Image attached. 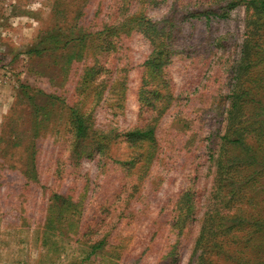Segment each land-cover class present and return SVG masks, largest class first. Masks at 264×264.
Returning a JSON list of instances; mask_svg holds the SVG:
<instances>
[{
    "label": "rangeland",
    "instance_id": "obj_1",
    "mask_svg": "<svg viewBox=\"0 0 264 264\" xmlns=\"http://www.w3.org/2000/svg\"><path fill=\"white\" fill-rule=\"evenodd\" d=\"M116 1L0 0V264H157L167 252L165 244L170 243V247L177 239H170L175 206L180 195L189 190L196 209L176 249L177 264L188 263L216 173L210 158L216 144L209 147V136L222 133L227 110L226 105L219 106L221 95L228 92L227 80L220 84L212 78L206 83L213 73H223L238 57L245 34V8H236L227 19L210 22L184 21L182 10L175 15L172 37L166 38L175 55L163 79L172 96L186 100L196 93V100L184 110L173 105L164 115L157 133L161 155L140 182L138 169L127 165L136 148L123 138L111 145L105 160H84L77 167L70 159L68 126L61 119L65 112L58 104L52 105L50 97L62 98L68 93L71 100H77L73 88L87 62L74 60L63 73L66 59L78 50L75 44L63 51V44L55 49L54 39L46 38L56 29L74 25L79 12L84 11L82 4L88 5L85 11L89 14L82 16L86 22L100 10V3L102 13L110 6L117 13ZM175 1L142 5L141 0L137 7L156 24L165 19ZM193 1L198 0L182 3ZM91 41L95 46L96 39ZM155 46L142 32L123 37L120 50L109 58L108 66L114 80L118 77L116 68L118 72L128 70V74L124 72L129 83L126 101L119 109L103 100L98 103L94 110L96 125L106 128L117 124L121 132H126L149 116L145 112L140 115L138 92L144 63ZM124 73H119L120 78ZM104 95L107 99L106 91ZM214 95L218 96L216 101ZM85 106L92 107L91 98ZM44 114L48 120L40 127L36 117ZM30 154L35 161L29 167L36 177L31 182L26 176ZM59 163L64 170L60 179L55 175ZM131 180L137 183L133 185ZM72 182H76V188ZM71 186L74 200L84 202L85 230L94 234L103 227L110 233V244L97 253L91 254L90 242H78V237L73 238L65 229V237L45 231L51 188L63 191ZM115 201L125 210L114 214L113 219L107 205Z\"/></svg>",
    "mask_w": 264,
    "mask_h": 264
},
{
    "label": "trees",
    "instance_id": "obj_2",
    "mask_svg": "<svg viewBox=\"0 0 264 264\" xmlns=\"http://www.w3.org/2000/svg\"><path fill=\"white\" fill-rule=\"evenodd\" d=\"M139 2L141 0H117V13L110 6L107 12L104 11L106 14L102 13L100 3V10H95L86 22H83L82 16L89 14L85 11L88 5L82 4L84 11L79 12L80 16L77 17L80 18H76L74 25L65 30L56 29L46 38V41L54 39L55 49L63 44V51L69 45L75 44L73 47L78 50L74 56L72 54L71 58L66 59L63 73L73 66L74 60L87 62L83 63L84 68L80 70L73 88L77 100H71L68 93L63 94L62 98L50 96L52 105L58 104L65 112L61 119H65L68 126L70 159L77 167L84 160H105L111 145L123 138L136 148L127 165L136 171L138 169L136 173L141 182L148 175L151 163L161 155V143L157 133L164 115L173 105L178 104L184 110L196 100V93H192L193 98L191 94L186 100L182 96H172L167 82L163 79L165 70L173 62L175 55L171 46L166 43V38L172 37L175 15L182 10L184 21L193 19L210 22L227 19L233 10L244 7L245 34L240 53L225 67L223 73H213L210 81L206 83L208 85L212 78L220 84L227 80L225 85L229 87L228 92L221 95L222 102L219 104L221 108L226 105L227 110L222 133L216 137L214 134L209 136V147L216 144L210 157L216 173L187 264H264V194H259L264 191V0H198L188 4L176 0L169 14L160 22L163 27L160 23H152L146 13L140 11L137 7ZM148 2L156 4L157 0H142L141 4ZM102 15L104 16L100 19ZM96 26H101L99 31L93 30ZM135 31L144 33L156 44L153 53L144 63L138 92L140 115L145 112L149 116L126 132H121L117 124L102 128L96 125L94 117L97 104L103 100L104 104L112 108H122L129 90L126 75L128 70L118 72L116 68L118 77L114 80L113 71L108 66L109 58L120 50L123 37ZM94 39L95 46H91V40ZM119 73H124V76L120 78ZM105 91L108 93L107 99ZM89 98L92 107L87 109L85 105ZM213 99L216 101L218 96L214 95ZM224 112L225 110L222 111ZM36 120L40 127H44L48 120L47 114L37 116ZM30 155L26 176L31 182L36 177L29 167L35 161L34 155ZM56 166L55 175L60 179L64 176V170L60 163ZM133 177L137 179L136 176ZM131 181L133 185L137 183ZM75 183L72 182V186L75 187ZM132 184L130 183V188ZM62 185L61 182L60 187ZM72 186L63 191L56 190V187L51 188L45 231L53 236H64L67 233L64 232L65 229L73 238L78 237V242H90L91 254L97 253L110 244V233L104 232L103 227L94 234L88 229L85 230L84 225L82 226L84 202L82 199L75 201L70 195L75 193L71 192ZM189 192H183L176 202L170 239L174 236L177 239H173L175 243L170 247V243L165 244L167 252H164L157 264H177L178 239L183 236L196 209ZM117 205L116 201L107 205V211L113 219L116 213L121 214L125 210L119 209ZM113 219L111 225L115 223ZM102 224L103 222L101 226ZM66 236L71 238L70 235Z\"/></svg>",
    "mask_w": 264,
    "mask_h": 264
}]
</instances>
